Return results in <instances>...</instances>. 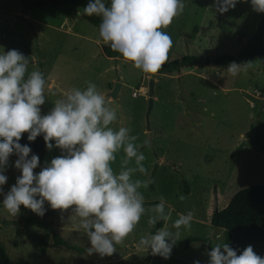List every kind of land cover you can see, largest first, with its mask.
Returning <instances> with one entry per match:
<instances>
[{
    "label": "rangeland",
    "instance_id": "obj_1",
    "mask_svg": "<svg viewBox=\"0 0 264 264\" xmlns=\"http://www.w3.org/2000/svg\"><path fill=\"white\" fill-rule=\"evenodd\" d=\"M182 2L183 11L163 29L173 42L166 61L184 55H234L252 35L261 14L253 10L251 0H238L224 13L216 10L214 0ZM98 36V29L81 19L80 10L72 6L24 11L17 0H0V53L18 50L28 57L29 72L39 69L44 74L47 85L41 115L48 114L62 92L86 89L88 82L111 104L109 93L118 84V116L112 127H128L129 134L138 137L135 143L145 145L140 151L146 157L148 177L137 172L133 179L154 180L139 191L145 202L158 204L164 197L173 232L178 213L193 211L191 228L180 229L168 259L153 256L150 250L136 247L154 227L148 225L151 213L146 211L111 256H89L85 249L90 242L78 229V219L71 218V209L53 210L45 202L43 216L23 206L15 217L7 213L4 197L21 175L15 161L8 159L3 171L7 180L0 185V244L8 264H176L174 259L208 264L206 244L211 250L222 245V231L209 225L211 212L225 207L236 191L264 184V67L251 59L246 72L232 76L226 72L228 66L200 63L177 73L145 77L129 63L104 57L102 43H95ZM149 79L153 80V101L146 123ZM123 155L117 153L111 165L117 173ZM180 195L186 199L181 201ZM49 213L54 216L52 231L68 245L82 249L81 253L52 246L50 236L41 248L44 230L32 223L47 220ZM197 236L208 242L183 247L187 237ZM249 245L264 257V243H246L243 250Z\"/></svg>",
    "mask_w": 264,
    "mask_h": 264
},
{
    "label": "clouds",
    "instance_id": "obj_2",
    "mask_svg": "<svg viewBox=\"0 0 264 264\" xmlns=\"http://www.w3.org/2000/svg\"><path fill=\"white\" fill-rule=\"evenodd\" d=\"M237 2L214 0V7L224 13ZM251 6L264 13V0H251ZM183 9L182 0H110L108 4L92 0L83 11L88 17L101 19L95 43L119 53L112 59L129 63L150 77L161 69L172 47L171 36L163 29ZM29 63L18 50L0 53V185L6 183L4 167L14 153L19 157L14 167L21 172L4 197V209L12 217L19 214L21 206L43 216L45 202L53 210L71 209V218L78 219V229L90 242L85 251L100 257L116 252V246L124 242L148 211V225L155 226L160 221L164 225L155 234L141 236L136 247L168 259L180 229L191 228L194 212L178 213L172 223L173 232L168 227L171 211L165 212L163 196L146 210L139 189H147L154 180L133 179L137 172L148 177L143 164L146 157L140 151L145 145L135 143L138 137L130 135L128 127H112L117 121V109L94 83L88 82L86 89L62 92L48 114L42 116L47 81L39 69L29 72ZM250 66L251 63L232 62L226 72L236 76ZM23 133H28L30 142L43 134L46 148L51 151L54 141L62 154L34 174L39 157L32 155L28 159L30 147L19 143ZM121 151L124 155L117 173L111 165ZM179 199L183 201L186 196L180 195ZM208 256V264H264V257L257 255L251 245L237 255L228 243L217 244Z\"/></svg>",
    "mask_w": 264,
    "mask_h": 264
},
{
    "label": "trees",
    "instance_id": "obj_3",
    "mask_svg": "<svg viewBox=\"0 0 264 264\" xmlns=\"http://www.w3.org/2000/svg\"><path fill=\"white\" fill-rule=\"evenodd\" d=\"M22 10L26 11L31 8L42 9L45 7H61L65 5L72 6L80 10L81 19L94 26L99 31L101 19L96 16L88 17L84 14L83 9L91 2L89 0H17ZM106 4L110 0L105 1ZM100 52L106 58L119 56V53L112 52L107 45H100ZM251 59H256L264 67V13L260 14L257 25L252 35L246 39L241 45L238 52L234 55L221 54L207 57L197 55H184L178 59L166 61L161 69L155 73L159 75H169L177 73L180 69L191 68L197 64H211L217 67H227L230 63L237 64L247 63ZM28 133H23L19 143L30 147L28 159L32 155L39 157L38 166L34 169L42 170L51 159L61 155V151L57 149L53 143V148L49 151L44 143L43 134L37 136L34 141H28ZM18 155L15 153L9 157V160L16 161ZM185 190V188H184ZM186 192V191H184ZM156 202H145L144 206H153ZM54 219L52 213H49L47 220L34 221L32 224L44 230L40 239L41 248H44L48 236L51 239V245L54 247H64L67 250L81 253L82 249L68 245L61 237L54 233L50 227L51 221ZM161 221L158 222L150 234H154L160 227ZM209 225L212 229H220L222 231V244L228 243L229 246L237 251V255L242 253L243 245L246 243H264V184L252 185L236 191L228 200L225 207L220 210L214 209L211 212ZM191 242H205L208 240L201 237H187L184 240L183 247L186 248ZM208 249L211 251L209 244ZM8 257L0 244V264H8ZM176 264H183L179 260L174 259Z\"/></svg>",
    "mask_w": 264,
    "mask_h": 264
},
{
    "label": "water",
    "instance_id": "obj_4",
    "mask_svg": "<svg viewBox=\"0 0 264 264\" xmlns=\"http://www.w3.org/2000/svg\"><path fill=\"white\" fill-rule=\"evenodd\" d=\"M117 89H118V84H115L114 85V88L113 90L109 93V97L111 99V105L113 107H115L118 111V106H117V103H116V95H117ZM152 93H153V80L152 79H149L148 82H147V90H146V100H147V107H146V112H145V121L147 123V119H148V115H149V112L151 110V107H152ZM206 251H207V254L210 252V250L208 249L207 247V244H206Z\"/></svg>",
    "mask_w": 264,
    "mask_h": 264
},
{
    "label": "crops",
    "instance_id": "obj_5",
    "mask_svg": "<svg viewBox=\"0 0 264 264\" xmlns=\"http://www.w3.org/2000/svg\"><path fill=\"white\" fill-rule=\"evenodd\" d=\"M37 171V170H36ZM198 237V236H197Z\"/></svg>",
    "mask_w": 264,
    "mask_h": 264
}]
</instances>
